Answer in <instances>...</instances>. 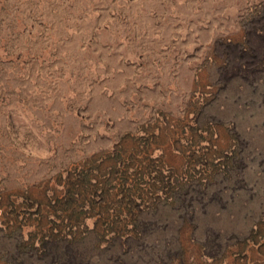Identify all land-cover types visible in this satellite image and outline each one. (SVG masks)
I'll return each mask as SVG.
<instances>
[{
    "label": "rangeland",
    "instance_id": "1",
    "mask_svg": "<svg viewBox=\"0 0 264 264\" xmlns=\"http://www.w3.org/2000/svg\"><path fill=\"white\" fill-rule=\"evenodd\" d=\"M0 264H264V0H0Z\"/></svg>",
    "mask_w": 264,
    "mask_h": 264
}]
</instances>
